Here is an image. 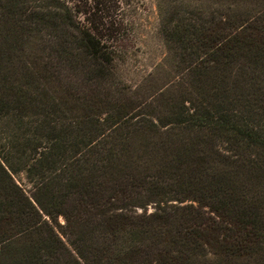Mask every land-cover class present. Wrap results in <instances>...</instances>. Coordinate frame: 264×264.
I'll list each match as a JSON object with an SVG mask.
<instances>
[{
    "label": "trees",
    "instance_id": "obj_1",
    "mask_svg": "<svg viewBox=\"0 0 264 264\" xmlns=\"http://www.w3.org/2000/svg\"><path fill=\"white\" fill-rule=\"evenodd\" d=\"M160 15L186 88L139 111L115 31L62 0H0V264L260 262L231 238L264 226V116L239 99L264 0Z\"/></svg>",
    "mask_w": 264,
    "mask_h": 264
},
{
    "label": "rangeland",
    "instance_id": "obj_2",
    "mask_svg": "<svg viewBox=\"0 0 264 264\" xmlns=\"http://www.w3.org/2000/svg\"><path fill=\"white\" fill-rule=\"evenodd\" d=\"M62 1L70 8L76 20L84 22L85 18H90L93 26L98 25L104 34L108 33L107 28H110L121 38L117 46L115 69L126 90L131 92V105L136 106L139 111L150 110L152 107L156 112L167 111L165 100L174 99L186 86L179 76V71H176V60L164 43L160 31L162 21L160 14H164L167 9L169 11L172 4L183 7L195 4L205 6L211 4V0ZM249 49L261 54L262 57L250 83L248 94L239 99L245 103L243 106L248 113L253 116H264V25L253 31ZM238 77L244 85L250 79L245 72L241 74V71ZM15 178L23 188L31 189L23 172L15 174ZM145 202L146 209L153 210L155 203L148 200ZM192 203L196 204L194 201ZM58 221L60 224L65 222L62 216H59ZM231 240L235 243L254 245L251 256L261 258L259 263L254 264H264V226L256 233L249 234L245 240L241 234L234 235Z\"/></svg>",
    "mask_w": 264,
    "mask_h": 264
}]
</instances>
